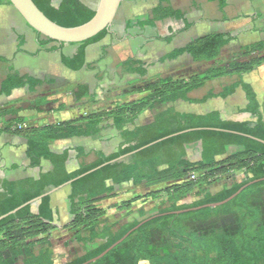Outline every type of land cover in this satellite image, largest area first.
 <instances>
[{"label":"trees","instance_id":"1","mask_svg":"<svg viewBox=\"0 0 264 264\" xmlns=\"http://www.w3.org/2000/svg\"><path fill=\"white\" fill-rule=\"evenodd\" d=\"M209 1L218 2L221 12L225 13L228 0ZM7 2L12 5L10 0ZM34 2L52 20H58L52 13L55 11L52 7V0H34ZM56 13H67L77 18L79 22L74 25L77 26L92 19L95 10L82 0H63ZM169 17L183 19L184 30L194 25L185 18L182 10L171 5L170 0H157L150 15L146 18L128 20L127 28L155 27L157 21ZM35 31L44 38L39 39L40 49L31 54L37 55L48 43L57 42ZM108 31L106 29L80 44L95 43L105 37ZM173 37L174 35L166 38L157 37V39L171 42ZM230 40L229 34L224 32L207 34L185 46L174 49L161 61L176 59L185 53L190 54L195 61L214 60L221 55L222 48ZM19 42L18 51H22L21 47L25 43L22 37H19ZM242 49L244 55L250 56L263 50L264 42L244 46ZM84 53L82 49L75 56L66 57L65 65L73 70H80L84 66L87 69H93L89 64H85ZM0 61L10 62L2 56H0ZM263 63L264 55L244 62L232 61L225 67L210 68L204 74L187 80L153 82L143 86L142 91L150 93L139 101L120 102L109 110L88 112L86 115L53 124L28 126L25 124L27 119L23 117L7 120L5 131L27 141L26 155L31 160V167H40L42 159H47L51 162L52 168L41 173L38 179L25 177L14 181H4L3 191H0V216L55 190L105 162L164 136L190 130L102 167L72 184L71 211L74 219L63 229L74 233L72 238L74 242L88 246H92L98 239L106 240L105 245L100 248L89 250L84 255L61 263L82 264L98 256L141 222L139 219H134L131 222L120 224L116 229L119 222H108L105 219L108 211L98 203L103 199L115 197L118 185L133 182L134 185L144 184L152 187L176 182L164 189L152 191L144 196H137L123 201L120 205H115L119 210L128 209L133 202L139 199L156 198L161 193H165L169 206L155 213L158 214L222 201L246 183H236L229 189L225 188L216 193L203 188L220 175L244 170L249 176L248 181L264 178V143L242 135L245 133L264 140V104L258 99L254 87L242 80L226 86L219 94L210 93L202 101L216 96L226 98L235 94L236 89L242 85L249 101L246 110L256 118L254 121H225L218 111L207 114L168 111L157 115L150 124L136 127L133 130L126 128L128 124L134 123L144 110L152 108L157 102L187 99L189 92L204 86L209 80L227 75L242 76ZM55 83L54 78L46 82L34 76L22 75L10 67L8 75L0 84V95L9 96L15 89H28L30 92H35L40 86ZM77 87L76 102L86 100L88 105L98 103L97 94L91 92L88 85L79 84ZM48 102V98L39 97L35 104L41 106ZM5 115L6 111H0V116ZM109 122H112L119 130L122 138L118 151L113 154L96 151L97 157L94 162L85 163L82 159L90 153L84 147H77L79 168L74 172H69L67 162L70 159V150L66 149L62 153L55 152L52 149V142L78 136H97L102 129L108 126ZM191 143L200 145V161L194 162L187 158L186 145ZM227 146H239L241 150L227 155ZM223 155L227 156L220 159L219 157ZM194 173L200 174L195 179L190 178ZM196 186H200L199 194L202 195L200 201L193 205L178 204ZM263 190L264 181L255 183L225 204L224 206H228L234 203L232 207L235 209L231 210L232 207H228L222 210L228 213L226 215L232 216V220L221 225L214 222L207 224L204 228L189 225L191 219L200 218L201 221H206L213 213L221 211L208 214L207 211L210 208L155 218L132 232L121 244L92 264H141L143 261L149 264H264V203L258 197ZM37 207L38 211L35 212L32 205L28 204L0 221V264H16L20 256L24 257V264H55V254L51 248H45L39 253L34 252L37 242H49V233L59 228L51 223L53 216L50 195L39 199ZM139 214L140 217H147L145 211L141 210ZM43 235L46 237L39 238Z\"/></svg>","mask_w":264,"mask_h":264},{"label":"crops","instance_id":"2","mask_svg":"<svg viewBox=\"0 0 264 264\" xmlns=\"http://www.w3.org/2000/svg\"><path fill=\"white\" fill-rule=\"evenodd\" d=\"M82 1L93 3V0ZM135 1L122 0L117 15L124 7L131 9L133 8L132 6H136ZM192 1V9L198 11L199 15L193 21L185 17L189 22L194 23L188 30H184V27L179 26L177 19L172 17L157 21L155 27L146 26L141 28L135 26L127 28V21L133 18L126 17L124 19V26L121 27L120 25L118 27L113 24L109 29L108 35L113 37L115 43L109 48V54L106 57L103 56V61L105 62L111 58L117 59V65L106 64L96 66L92 70L86 68L80 71H71L65 66H61V69L66 73H82L86 77V81L75 82L74 86L76 84L78 86L80 83L88 85L91 92L97 94L98 103L95 105H88L86 100H83L85 103L83 101L80 103L76 102L75 93L78 90L77 86L74 88V96L48 97L49 102L41 106H31L25 100H15L16 95L26 93L29 91L28 89H15L9 96L0 95V111H6L5 116H0V191H3L2 184L4 181H14L25 177L38 179L41 173L47 172L52 168L51 162L47 159H42L40 167H31V160L26 155L27 141L24 138L5 131L7 120L23 117L27 119L25 124L28 126H44L70 120L86 115L88 112L109 110L120 102L139 101L150 93L149 91H142L143 86L147 84L162 80H187L204 74L210 68L225 67L232 61L244 62L264 55V49L250 56L244 55V50L242 49L244 46L264 42V0H257L253 4V11H246L249 0H228L224 14L221 12L219 3L216 1L198 0L196 5L194 4V0ZM234 1L235 4H233ZM170 2L174 8L182 9L174 0H170ZM89 6L92 8V5ZM154 6L152 5L151 9ZM12 7L14 6L7 1L0 0V14L9 11L12 16ZM225 17L227 19H224ZM4 18L2 16V20ZM9 29L11 32H8V30L5 32L0 31V56L10 61H0V84L8 75L10 67L22 75H30L37 78L45 76L49 67L46 65L47 46L45 45L37 55H33L31 53H35L40 49L38 44L39 39L37 40L35 34H31L26 28H23L20 33L15 32L12 26H9ZM147 29H154V33L149 34ZM217 32L227 33L231 37V40L222 48L221 55L218 58L210 61H195L190 54L185 53L176 59L161 61L166 54L174 49L185 46L204 35ZM171 35H174L171 42L157 39V37L166 38ZM19 37H22L25 42L21 47L22 51H18ZM57 43L54 42L49 47L53 48V51L61 52V46ZM111 44H109V47ZM102 49L105 50L107 48L103 46ZM34 57L36 58L34 59ZM44 62L45 64H43ZM99 73L100 75H98ZM61 74L62 72H59L53 76L59 77L58 75ZM240 80L251 84L257 92L258 99L264 104L263 63L252 71L244 73L242 76L227 75L209 80L204 86L189 92L187 99L180 98L174 102H157L152 108L144 110L138 119L134 123L128 124L126 128L133 130L136 127L150 124L155 120L157 115L168 111L196 114H207L212 111H218L221 118L225 121H254L256 118L246 110L249 101L242 85L236 89L235 94L226 98L216 96L202 101L210 93L219 94L226 86H230ZM119 138V130L112 122H109L108 126L102 129L97 136H78L70 139L56 140L52 142V149L59 153H62L66 149L70 150V159L67 162V167L69 172H74L79 168L77 147H84L89 153L100 151L108 154L105 149L108 142L116 140L118 143L120 141L122 143V138ZM117 145L119 146V144ZM240 150L241 147L239 146H227V155ZM186 151L189 160L194 162L201 160V149L198 143L186 145ZM227 155L220 156L219 158L224 159ZM248 178L249 176L244 170H237L220 175L213 181L217 185L231 186L236 183L243 184L248 181ZM109 183L112 184V182ZM174 183L176 182L148 187L144 184L134 185L133 182H127L116 186V190L118 187H121V201H126L152 191L163 189L167 184L172 185ZM222 188H219L217 191ZM118 193L119 191H117ZM71 194L72 185H65L51 193V211L53 216L51 223L59 228L49 233V242L40 241L35 244V253H39L45 248H51L56 256L64 253L65 249L74 246L75 242L72 239L74 233L68 229H63L65 225L71 223L74 219L71 211ZM119 198L120 196L117 195L116 197L103 199L98 204L107 209V205L117 203ZM142 201L145 200L141 199L136 204L138 206L144 205L147 208L150 203L156 200ZM37 202L32 205L35 212L38 211ZM107 211L109 212V209ZM126 213L125 210L121 211V214L125 215ZM132 216H134L133 220L140 219L138 212ZM44 237L46 235L39 238ZM16 264H24V257H18ZM55 264H58L56 258Z\"/></svg>","mask_w":264,"mask_h":264},{"label":"rangeland","instance_id":"3","mask_svg":"<svg viewBox=\"0 0 264 264\" xmlns=\"http://www.w3.org/2000/svg\"><path fill=\"white\" fill-rule=\"evenodd\" d=\"M4 1H7V0H4ZM256 1L257 0H249L248 1L249 3L246 6V11H253L254 10L253 4ZM174 2H176V4H178V6H181V8H182L181 10L184 12L186 18H188L189 20H192V21L198 18V15H199L198 11L192 9V5H193L192 0H174ZM62 3H63V0H52V7H53V10H55V11H52V13L55 16V18L58 19V20H56V22L61 24V25H64V26H68V27L76 25L79 22V20L77 18H75V17H73L67 13H61V14L56 13V11L61 7ZM98 3H99V0L98 1L93 0V3H86V4L88 6L92 5V9L95 10L98 6ZM197 3H198V0H194V4L196 5ZM135 4H136V6L135 5L132 6L133 8H131V9L124 7L120 11V13L116 16L113 24L118 26V27L121 25V27H122V26H124V23H125L124 19L126 17H132L133 19L146 18L148 15L151 14V10H152L151 6L156 5L157 0H151V1L136 0ZM233 4H235V1ZM12 10H13L12 16H11L9 11H6V12L0 14V31L1 32H5L7 30H8V32H11V30L9 29V26H12L14 31L17 33L22 32V29L26 28L27 30H29L31 32V34H35V36L37 37V40L44 38V37H40L37 34V32L26 22L24 17L17 11V9L15 7H12ZM2 16L5 17L3 20H2ZM177 23L179 24V26L185 28L184 21L182 19H177ZM147 32L149 34L150 33L152 34V33H154V29H147ZM53 43L54 42H50L46 45L47 46L46 65H48L49 67L47 69V74L45 76L41 77L40 79H44V80H46V82H48L49 79L54 78V79H56V83L55 84H45L43 86H40V87H38V89L35 92L27 91L26 93H20V94L15 96V100H17V101L18 100H25L28 105L34 106V105H36L35 104L36 99L39 97L57 98L60 96H69V95L74 96V94H73V93H75L74 88L77 86V84L74 86V83L80 82V81H86V79H85L86 77L82 73H80V74L79 73H71V74L66 73L61 69V66H65L68 70H71V71H80V70L86 69V67L84 66L80 70H73V69H71L65 65V58L66 57H73L78 52H80L82 49L85 52L84 53L85 64H89L91 66V68L95 69L96 66H101V65H106V64L117 65V63H118L117 62L118 60L114 59V58H111L106 62L103 61V58L106 57L107 54H109V48H111V46H113V44L115 43V40L113 39V37H110L108 35V33L105 37H103L99 41H97L95 43H90L88 45L87 44L83 45L80 43L79 44H71V45H63V44L56 42L57 44H59V46H61V52L53 51L52 50L53 48L49 47ZM110 43H112V44L109 47ZM103 46H105L108 50L107 49L103 50L102 49ZM35 58L36 57H34V59ZM43 64H45V62ZM59 72H62L61 75H58L59 77L53 76L54 74L57 75ZM98 75H100V73ZM119 139H121V135H120ZM95 140H96V138H95ZM103 140H105V139H103ZM117 144H119V146ZM120 144H121V141H120V143H118L116 140H111L110 142H108L107 146L105 147L106 152L108 154H113L114 152H117L119 147H120ZM95 152L96 151H93L92 153H90L86 158H83L82 161H84L85 163L94 162V160L97 157ZM76 170H78V168ZM197 176H198V174L194 173L190 176V178L195 179ZM169 185L170 184H167V186H169ZM231 186L223 185V184L217 185V184H215L214 181H211L210 183H208L203 188L206 191H209L211 193H216V192L222 191L225 188L229 189ZM221 187H223V188L220 189L219 191H217ZM199 190H200V186H196L178 204L193 205L194 203L200 201V199L202 198V195L199 194ZM117 191H119V193L117 195L120 196V198L117 200V203H114V204L110 203V205H107V210L109 209V212H107L108 214L105 217V219L108 222H116V221L119 222V225L116 227V229L120 226V224L133 221L134 216H132V215L134 213H137V212L139 213L142 210V211L146 212V216H150V215H154L156 212H159L160 210L166 209V207L169 206V203L167 202V195L165 193H161L156 198L149 197L145 201H142V202H147L149 200H156V201L150 203V205H148L147 208L144 205L138 206L136 204L137 201H139L141 199L133 202L132 206L130 207L131 209L130 208L123 209L127 212L124 215V214H121V211H123V210H119L115 207V205H120L123 202V201H121V187H118ZM258 197H259V200L264 203V190H263L262 194H260ZM106 199H108V198H106ZM110 202H113V201H110ZM233 205H234V203H231L228 206L222 205L219 207L210 208V210L207 211L208 214L210 212H218L219 210H221V211L218 213H213L211 215V218L209 220H206V221H201L200 218L191 219V220H189V225L192 227L202 226L204 228L207 226V224H209L211 222H214L218 225L224 224L226 222H230L232 220V216L226 215L228 213H226L225 211H222V210H226V208H228V207L230 208ZM234 209H235V207L231 208V210H234ZM143 218L144 217H140L139 220H142ZM105 243H106L105 239L104 240L98 239L94 244H92V246H88V245H85L82 243L75 242L74 246H72L69 249H65L64 253L56 255L55 258L57 259L58 264H61L65 260H70V259H73L77 256L84 255L89 250H93L95 248H100L101 246L105 245ZM141 264H149V263L147 261H143V262H141Z\"/></svg>","mask_w":264,"mask_h":264},{"label":"water","instance_id":"4","mask_svg":"<svg viewBox=\"0 0 264 264\" xmlns=\"http://www.w3.org/2000/svg\"><path fill=\"white\" fill-rule=\"evenodd\" d=\"M10 2L17 9V11L24 17L26 22L33 29L37 30L42 35H44L48 38H51L57 42L65 43V44H71V43H81V42L87 41V40L95 37L96 35H98L102 31H104L106 29L109 30L114 23V20L117 16L118 10L121 6L122 0H99L98 6L95 9V15L92 17V19H90L88 22H86L84 24L77 25V26H71V27L61 25V24L57 23L56 21L52 20L38 7V5L34 2V0H10ZM220 130L226 131V132L238 133L236 131H231V130H223V129H220ZM188 131H190V130L182 131V132H179L176 134H171V135H167V136H164L162 138H159V139H157V140H155L149 144H146L144 146H141V147L135 149L132 152H129L127 154L119 156L118 158H115L113 160L105 162V163L101 164L100 166H97L96 168H93V169L81 174L80 176L72 179L71 181H69L66 184L56 188L55 190L65 186V185H72L76 180L80 179L81 177H84V176H86L92 172H95L96 170L101 169L102 167H105L109 164L120 161V160H122L126 157H129V156H131V155H133V154H135V153H137V152H139V151H141L147 147H150L156 143H159L161 141H164L166 139H169L171 137L180 135V134L188 132ZM242 135L250 137L254 140H257L259 142L264 143V140L254 138L249 134L242 133ZM261 181H264V178H256V179H252V180L246 182L238 191H236L234 194H232L231 196H229L228 198H226L222 201L210 202V203H206V204L199 205V206L185 208L182 210L168 211V212H163V213H158V214H154L151 216H147L146 218H143L141 220V222L136 227H134L129 232H127L122 238H120L118 241H116L114 244H112L110 247H108L106 250H104L98 256H96V257H94V258H92V259H90V260H88L82 264H92V263L100 260L107 253H109L112 249H114L117 245L121 244L132 232H134L135 230L140 228L142 225L148 223L149 221H151L155 218H158L161 216H166V215H171V214H182V213H188V212H192V211H199V210H203L206 208H213V207H219V206L225 205V204L229 203L230 201H232L233 199H235L238 195H240L246 188H248L249 186H251L255 183H259ZM55 190H53V191H55ZM53 191H51L47 194H44L42 196H39V197L27 202L26 204H23V205L15 208L14 210L8 212L7 214L0 216V221L9 215L15 214L17 211L22 209L24 206H26L28 204L33 205L39 199L43 198L44 196L51 195V193Z\"/></svg>","mask_w":264,"mask_h":264}]
</instances>
